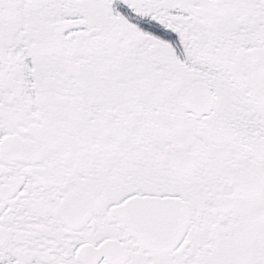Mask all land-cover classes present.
I'll use <instances>...</instances> for the list:
<instances>
[{"label": "snow or ice", "instance_id": "snow-or-ice-1", "mask_svg": "<svg viewBox=\"0 0 264 264\" xmlns=\"http://www.w3.org/2000/svg\"><path fill=\"white\" fill-rule=\"evenodd\" d=\"M0 264H264V0H0Z\"/></svg>", "mask_w": 264, "mask_h": 264}]
</instances>
